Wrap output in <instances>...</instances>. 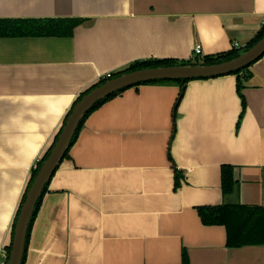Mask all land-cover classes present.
Instances as JSON below:
<instances>
[{
    "label": "crops",
    "instance_id": "obj_1",
    "mask_svg": "<svg viewBox=\"0 0 264 264\" xmlns=\"http://www.w3.org/2000/svg\"><path fill=\"white\" fill-rule=\"evenodd\" d=\"M0 19H81L71 36L0 37L1 264L31 169L78 95L135 61L245 46L264 0H0ZM249 70L239 127L231 74L188 81L178 104L179 86L143 84L91 112L48 182L23 264H182L183 252L189 264H264V245L230 248L197 212L263 203L264 55ZM222 165L236 183L225 197Z\"/></svg>",
    "mask_w": 264,
    "mask_h": 264
},
{
    "label": "trees",
    "instance_id": "obj_2",
    "mask_svg": "<svg viewBox=\"0 0 264 264\" xmlns=\"http://www.w3.org/2000/svg\"><path fill=\"white\" fill-rule=\"evenodd\" d=\"M81 22V19H44V20H38V19H0V37H51V36H57V37H65V36H71L73 33V29ZM264 35V24H262L261 29L257 32V34L243 47H240L238 49L232 48L228 52L217 54L214 56H202L199 58V56H196L190 60H176V59H149V60H143V61H135L134 63L130 64L125 69H122L120 71H117L116 73L111 74L110 78L116 77L122 73L130 72L134 70H139L143 68H150V67H160V66H173V65H180V64H191V63H202V64H216L224 61L231 60L238 56L241 52L249 49L251 46H253L259 39L262 38ZM263 56V55H262ZM261 56V57H262ZM259 57L258 59H260ZM257 61V60H256ZM254 61V62H256ZM250 63L244 67H242L239 70H236L234 72H231L229 74L236 76V92L238 97L240 98L241 103V111L239 114V119L237 122V127H239L240 121L245 113L246 110V101L243 95V89L245 87V82L248 80V78L251 77V71L249 70V67L254 63ZM110 78H101L96 83L92 84L90 87L85 89L83 92H81L74 104L81 99L83 95L88 93L92 88L104 83L106 80ZM196 79V78H193ZM193 79L188 80H166V79H160V80H152V81H146L141 82L138 84H135L133 86L143 85V84H151V85H177L179 86V94L176 99V104H178V101L181 99L182 94L185 89V84ZM197 79H206V78H197ZM131 86V87H133ZM130 88V87H128ZM125 89L117 90L105 98L97 101L83 116V118L79 121L78 126L75 130L74 135L71 138V141L69 143V146L67 150L65 151L63 158L67 156L68 151L72 144L74 143L77 133L79 129L81 128L84 120L87 118V116L93 112L95 109L100 107L103 103L106 101L114 98L115 96H118L121 92H123ZM73 104V106H74ZM73 106L69 110L68 114L66 115L63 125L67 119V116L71 112ZM62 125V127H63ZM61 127V129H62ZM61 129L58 131L53 143L51 146L46 150V152L42 155V157L36 162V165L31 169L30 178L28 180V183L26 185L25 191L22 195V198L20 200L16 216L14 218V222L12 225L11 230V240L10 244L6 247V260L8 258L9 250L11 247V241L13 236V229L14 224L16 221L17 214L19 212V208L23 201L25 200L27 189L30 187L36 173L38 172L42 162L47 158L52 146L54 145L55 141L58 138V135L61 131ZM175 134V121L173 122V129L171 134V139L173 138V135ZM168 158L170 162H172V158L169 154V148H168ZM173 164V162H172ZM174 166V164H173ZM233 166L231 165H222L220 169L221 174V191L222 195L228 196L232 194L235 191V181L233 177ZM182 173L174 166V177L176 180V184H178L179 178L181 177ZM50 180V179H49ZM49 182V181H48ZM48 182L45 184L43 191L38 198L35 209L33 211L32 217L30 219L26 239H25V247H24V253L22 257L21 264L24 263L25 260V253H26V244H27V238L34 220V217L39 209L41 199L43 194L45 193L47 189ZM262 186H263V197H264V168L262 171ZM198 215L200 217V220L203 225L206 226H223L226 231V246L230 248H237L247 245H264V199L263 203L260 205H241L239 203H222L219 205H211V206H201L197 208ZM183 259L182 264H189L188 257L186 253L183 252Z\"/></svg>",
    "mask_w": 264,
    "mask_h": 264
},
{
    "label": "water",
    "instance_id": "obj_3",
    "mask_svg": "<svg viewBox=\"0 0 264 264\" xmlns=\"http://www.w3.org/2000/svg\"><path fill=\"white\" fill-rule=\"evenodd\" d=\"M264 55V35L249 49L241 52L235 58L216 64H180L143 68L122 73L106 80L92 88L77 101L52 146L47 158L42 162L30 187L27 189L25 200L19 208L13 229L11 247L6 264H21L28 225L45 184L49 181L63 155L67 150L72 136L84 114L99 100L109 94L135 84L152 80H188L193 78H211L226 75L258 60Z\"/></svg>",
    "mask_w": 264,
    "mask_h": 264
},
{
    "label": "built area",
    "instance_id": "obj_4",
    "mask_svg": "<svg viewBox=\"0 0 264 264\" xmlns=\"http://www.w3.org/2000/svg\"><path fill=\"white\" fill-rule=\"evenodd\" d=\"M263 24H264V21H263ZM200 54H201V46L199 45V44H196L195 45V47H194V55H196V56H200ZM110 76H111V74H107L106 76H105V78H110ZM5 253V252H4ZM6 254V253H5ZM4 254V255H5ZM5 261H6V259H5ZM1 264H6V262H2Z\"/></svg>",
    "mask_w": 264,
    "mask_h": 264
}]
</instances>
